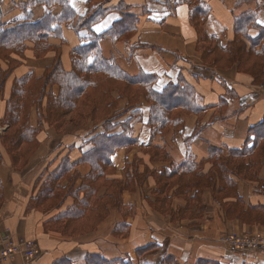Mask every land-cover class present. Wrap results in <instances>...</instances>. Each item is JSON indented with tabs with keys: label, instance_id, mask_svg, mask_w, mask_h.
<instances>
[{
	"label": "crops",
	"instance_id": "crops-1",
	"mask_svg": "<svg viewBox=\"0 0 264 264\" xmlns=\"http://www.w3.org/2000/svg\"><path fill=\"white\" fill-rule=\"evenodd\" d=\"M30 2L1 0L6 29L61 12ZM94 2L67 0L75 17L59 25L60 36L48 37L46 51L36 54L25 41L22 54L0 57V234L33 242L39 258L32 264H86L87 256L107 264H264V252L221 242L264 231V96L257 92L264 87V0H101L104 13L90 32L77 21ZM195 9L201 13L193 16ZM128 18V27L119 26ZM91 35L102 36L101 57L127 76L150 77L154 93L173 87L185 99L163 127L151 129L143 96L127 107L113 92L118 101L106 121L89 117L71 131L46 123L48 101L61 87L41 83L56 57L69 73L72 51ZM22 79L34 146L10 153L6 109ZM105 128L131 141L113 153L103 178L120 185L119 198L115 184L101 183L99 199L82 210L81 179L90 166L79 160ZM64 159L73 169L50 197L39 198ZM75 205L81 214L67 217ZM6 264L26 263L13 257Z\"/></svg>",
	"mask_w": 264,
	"mask_h": 264
},
{
	"label": "trees",
	"instance_id": "trees-1",
	"mask_svg": "<svg viewBox=\"0 0 264 264\" xmlns=\"http://www.w3.org/2000/svg\"><path fill=\"white\" fill-rule=\"evenodd\" d=\"M88 1L89 3L94 2V0ZM30 3L45 6H51L53 4L59 5L61 6V12L58 16L48 13L38 22L6 29L2 23L0 0V57L3 60H8L11 52L22 54L23 43L25 41H32L34 43L36 54L46 51L48 48L46 44L48 37L52 35L60 36L61 32L59 25L73 20L75 17L73 12L66 5L67 0H31ZM103 13L101 6L97 4L96 0L89 8L88 13L84 17L79 18L77 23L81 27H87L88 31H90L89 27L91 24L95 23ZM200 13L201 11L198 9L192 12L193 16ZM132 21L133 19L128 18L119 23V26L121 24V27H128ZM114 28H116V26L113 27V30ZM90 38L88 44L81 45L72 51V68L69 73L62 72L59 59L56 57L44 82L41 83L42 86H44L51 81L59 84L61 87L58 97L55 100L48 101L47 115L44 119L46 123L54 126L57 130L63 129L66 123L63 118H67V116L70 117V114L75 111L77 112L78 108L83 104V99L88 100L85 103L89 105L90 112H88L85 118L70 120V123L80 124L89 117L97 122L106 121L107 115L110 113L111 108L114 107L115 102L110 94L112 91L116 90L121 96L127 99V107L136 106L138 103L136 99L138 100L140 96H143L151 105L149 118L151 129L154 130L155 128L159 129L163 127L169 120L166 118L167 114H169L173 108L179 106L185 99L179 100L176 98V90L173 87H169V89L162 93H154L149 87L151 83L150 77L139 76L130 78L122 72L112 60H105L101 57L99 41L102 39V36L91 35ZM9 67H11L10 63ZM26 81V79H22L13 87L10 101L7 104L6 121L9 125V129H11V135L6 138L5 145L9 148L10 153H15L19 149L20 152L24 150V153H27L30 149L29 147L34 146V132L27 128L24 118V109L27 105V99L24 96ZM101 85L103 91L100 94H108L110 96L107 98L105 104L103 101L99 103V105L104 104L103 108L106 107V112H102L103 109H100L102 106L98 107L99 100H97V98L91 99L90 97L91 95L96 97L100 95L97 94L95 88H99ZM42 86L37 83L34 84V87L40 89V93ZM33 99V102H38L39 95ZM134 99L135 101L133 102L132 100ZM33 102L29 104H33ZM100 111L101 114L99 115ZM109 131V128H105V132L102 135L93 138L91 140L90 150L85 152L79 160L81 163H86L90 166L89 174L81 179V191L84 195L81 205L82 210L87 207L93 197L97 196L95 191L97 192V188L101 183L115 184L113 199L115 201L119 198L120 185L114 181H103V178L105 177V173L112 169L111 156L113 153L122 147L129 146L131 141L124 136L107 135ZM216 152L217 151L213 149L210 153L212 155V153ZM73 167L74 164L64 159L59 167L49 175V179L47 178L48 183L42 190L39 198L50 197L53 192L54 183L58 181L60 176L67 172H71ZM68 180L70 181V179ZM97 198L99 199L98 196ZM81 207L75 205L69 209L66 216L69 218L77 217L81 214ZM85 262L86 264H107V262H104L97 256H87ZM53 264H70V262L66 259H59Z\"/></svg>",
	"mask_w": 264,
	"mask_h": 264
},
{
	"label": "built area",
	"instance_id": "built-area-1",
	"mask_svg": "<svg viewBox=\"0 0 264 264\" xmlns=\"http://www.w3.org/2000/svg\"><path fill=\"white\" fill-rule=\"evenodd\" d=\"M264 96V87L257 88ZM221 242L242 251L264 252V231L245 235H226ZM13 257H19L26 264H32L38 258L37 247L33 242L15 237L6 230L0 234V264H6Z\"/></svg>",
	"mask_w": 264,
	"mask_h": 264
},
{
	"label": "rangeland",
	"instance_id": "rangeland-1",
	"mask_svg": "<svg viewBox=\"0 0 264 264\" xmlns=\"http://www.w3.org/2000/svg\"><path fill=\"white\" fill-rule=\"evenodd\" d=\"M97 1H101V0H97ZM96 90H97V94L99 95L102 91H103V87H102V85L98 88V87H96L95 88ZM129 90H132V89H129ZM104 92H106V91H104ZM113 92V94H115V95H118V96H120V97H122V98H124L123 96H121L120 94H119V92H117L116 90H114V91H112ZM107 94V93H106ZM110 94V93H109ZM107 96V97H106ZM91 97V99H96L97 98V100H99V102H98V107L100 106H102L100 109H103L102 110V112H106V107H104L103 108V106H104V104H105V102H107V98L108 97H110L108 94L107 95H105V94H100L98 97H96V96H93V95H91L90 96ZM124 99H126V98H124ZM127 100V99H126ZM86 101H88V100H86V99H83V104L78 108V110H77V112L75 111L74 113H72V114H70V117H68L67 116V118L65 117V118H63V119H65V121H66V123H65V127H67V131H71L72 130V128H74V127H80V125H81V123L80 124H72V123H70V120L72 121V120H74V119H77V118H85V116L88 114V112H90V107H89V105L87 104V103H85ZM101 101H103L104 102V104L103 105H99V103L101 102ZM114 108H115V106L117 105V101H118V99H114ZM133 102L135 101V99L134 100H132ZM94 102V101H93ZM136 102H138V100L136 99ZM101 114V111H100V113H99V115ZM62 119V120H63ZM78 120V119H77ZM61 121V120H60ZM85 121H83L82 123H84ZM69 124V125H68ZM64 127V128H65ZM72 127V128H71ZM38 258H39V254H38ZM37 258V259H38ZM200 264H205V263H200Z\"/></svg>",
	"mask_w": 264,
	"mask_h": 264
}]
</instances>
